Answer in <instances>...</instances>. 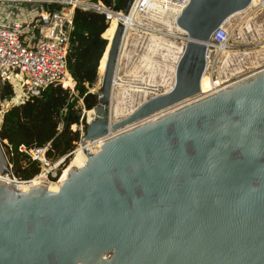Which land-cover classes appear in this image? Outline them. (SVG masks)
<instances>
[{"label": "water", "instance_id": "water-1", "mask_svg": "<svg viewBox=\"0 0 264 264\" xmlns=\"http://www.w3.org/2000/svg\"><path fill=\"white\" fill-rule=\"evenodd\" d=\"M252 1L190 0L177 19L188 41L172 90L126 121L170 111L107 138L121 19L105 38L98 118L80 144L104 142L98 153L84 150L86 166L69 171L58 192L21 191L0 141V176L11 181L0 180V264H264V69L193 100L212 35ZM134 2L105 14L127 18Z\"/></svg>", "mask_w": 264, "mask_h": 264}, {"label": "trees", "instance_id": "trees-1", "mask_svg": "<svg viewBox=\"0 0 264 264\" xmlns=\"http://www.w3.org/2000/svg\"><path fill=\"white\" fill-rule=\"evenodd\" d=\"M81 1L100 2L110 11L120 13L127 8L130 0ZM45 7L50 12H59L64 6L49 4ZM110 23L103 13L76 8L67 54L68 71L75 83L76 95L62 86L50 85L41 96L13 106L5 113L0 141L13 165L15 178L29 181L41 172L37 163L19 153L20 146L43 148L50 145L47 157L56 161L73 152L80 142L81 132L73 131L72 126H80L84 122L80 101L88 111L99 105V95L91 93L90 89L97 84L100 62L107 48L105 34ZM13 97V88L6 83L2 86L1 100L9 102Z\"/></svg>", "mask_w": 264, "mask_h": 264}, {"label": "bare ground", "instance_id": "bare-ground-1", "mask_svg": "<svg viewBox=\"0 0 264 264\" xmlns=\"http://www.w3.org/2000/svg\"><path fill=\"white\" fill-rule=\"evenodd\" d=\"M255 0L252 1L250 6H248L246 9H243L241 11H238L234 14H232L230 17L227 18V20L222 24L220 29L215 32L211 38V41L207 45V54H206V68L205 72L203 74L202 80H201V91L204 86V81L206 78V70H208V63H210V57L214 53V48H219L220 50L216 53L217 57L220 54V51L223 52V58L222 62L219 60L218 67L220 68V72L217 75V78L223 82V84H228L232 82V79L234 76L239 75L244 72V69L248 67V65L252 63H256L253 61L252 58H249L250 53L244 52L242 54L234 53L235 47L230 46L227 44L224 47H218L216 46L215 42L219 40V38L223 35H229L226 28H229L230 26H233L232 21L250 10H252L255 6L254 3ZM78 1L72 0L73 6H75ZM260 9L264 10V2L260 5ZM149 14V20L155 21L158 24H161L163 26V29L157 30V31H149L146 30L148 35L140 36V39H137V43L135 44L137 48H139V51L142 52L140 57H137L136 59L130 55V53L125 48V43L129 40L131 37V31L135 29H141V25L136 22V11L133 10L131 14L126 18L121 14L117 15H111L110 23L111 26L106 32L105 36L106 38L111 42L114 38L116 28L121 22V19H123L126 22L127 26V33L125 35L123 46L121 50V55L118 62L117 72L121 70L125 75L123 76L122 80L124 78H129L130 82H127L128 84H124L126 81H118L117 76L114 79V87L113 90L116 91L118 89V99L113 102L112 105V119L115 121L112 123L111 117L107 120V130H108V137H113L122 133H125L127 131H130L146 122H149L153 120L154 118L162 116L164 113L169 112L170 110L161 111L151 117H147L143 120H140L135 123H127V118L133 114L141 105H143L145 102H147L148 98V86L149 87H155V86H162L166 88V93L170 92L174 86L175 83V72H176V66L179 62L180 57L185 51L186 45H178L175 43L172 39H170L174 33L179 34L184 37L186 40V43L188 41V36L186 32H184L178 25H177V19L179 16L178 10L176 8H167L160 4H157L148 12ZM242 17V16H240ZM160 26V25H159ZM231 28V27H230ZM148 29V28H146ZM163 30L166 33L163 32ZM231 32V31H230ZM239 33L237 36L233 33V30L229 37H233L234 41H240L241 39H244L246 41L250 42H260L262 40V33H264V27L260 23H256L253 21L247 22L244 27H241L238 31ZM140 33V32H139ZM234 35V36H233ZM149 41V43H146V41ZM264 43V42H263ZM262 43V44H263ZM127 44V43H126ZM252 44V43H251ZM233 51V52H232ZM105 61L102 63L100 75H99V83L101 84L103 81V75L105 71ZM164 69H167L164 71ZM169 73V74H167ZM69 79V78H68ZM246 79V78H245ZM70 81H67L65 83V86H69ZM122 82V83H121ZM145 83V87L141 88L138 87L140 84ZM147 83V84H146ZM226 85L225 87H228L232 84ZM130 86V87H129ZM129 87V88H127ZM220 88H217L218 90ZM221 90V89H220ZM218 90V91H220ZM214 91V89H212ZM211 91V92H212ZM216 91V92H218ZM213 92V93H216ZM210 93V94H213ZM209 94V95H210ZM201 96H197L194 99H198ZM18 99V98H15ZM130 100V101H129ZM129 101V102H127ZM14 103V102H13ZM187 102H183L179 106L185 105ZM175 107V108H177ZM89 121L92 122L94 118H98V115L96 114L95 110L89 111ZM102 142H104V138H100L96 141L89 142L85 147L82 145L79 146V148L74 152V162L69 167L67 172L64 174V176L61 178V180L56 184H49L48 182L43 183V181L36 179L32 187L38 186L40 184H45L47 186V189L50 192H58L60 189L61 184L68 178L66 174L71 171L72 169H81L84 166H86L88 162V157L85 154L84 150L88 153L95 154L98 153L101 149ZM0 180L5 182H11L9 177H1ZM20 190L27 192L31 187L27 186L25 184L19 185Z\"/></svg>", "mask_w": 264, "mask_h": 264}, {"label": "built area", "instance_id": "built-area-1", "mask_svg": "<svg viewBox=\"0 0 264 264\" xmlns=\"http://www.w3.org/2000/svg\"><path fill=\"white\" fill-rule=\"evenodd\" d=\"M76 1H78V4L75 5L76 8L95 10L103 14L110 11L100 2L92 4L90 1ZM5 2L10 4H59L64 6L59 12H50L42 9L41 14L35 20V27L31 28L33 31L37 30L38 33L34 32L30 40H27L23 35L24 28L21 23H0V77L4 82L8 84L12 83L11 86L13 85L14 87L18 80L21 81V93L16 94L17 92L15 90V95L13 97L18 98L16 99L18 101L17 105H20L30 98L41 96L42 92L50 85L62 86L70 90L72 95H76L75 83L73 84L74 81L69 74L67 64L69 35L72 30L71 14L73 11L69 10L67 12L65 5H73L72 0H5ZM189 3L190 0H135L132 11L135 10L138 13H148L154 6L160 4L167 8H176L180 16ZM230 40L231 37H229V35L223 34L219 40L215 42V45L224 47L229 44ZM221 55L223 56L222 51H220L218 56ZM216 66L217 65H215L213 69L214 75L212 73L214 79L213 87L223 89L225 88V84L216 85L217 75L220 72V68L217 67L219 68L217 70ZM263 69L264 68L255 71L252 70L248 75H245V72L241 73L232 80H243ZM68 78L71 79V83L69 86H65V83L70 81ZM218 90L214 88V91L210 93ZM210 93L207 94L201 91L199 96H207ZM4 108L5 104L1 110L2 115H5L11 107L8 110H4ZM83 136L84 133H81V140ZM50 147V145H47L43 148H28L22 145L18 148L19 153L27 155L32 162L37 163L41 168V172L32 180L21 181L14 177L18 185L25 184L32 187L36 179L43 181V183L55 182L60 179L61 176H59L57 171L72 153L54 162L47 157ZM9 168L13 175V165L10 164Z\"/></svg>", "mask_w": 264, "mask_h": 264}, {"label": "rangeland", "instance_id": "rangeland-1", "mask_svg": "<svg viewBox=\"0 0 264 264\" xmlns=\"http://www.w3.org/2000/svg\"><path fill=\"white\" fill-rule=\"evenodd\" d=\"M262 2H264V0H255L254 3H255V6L252 10H250L249 12L245 13V14H242L238 17H236L233 21H232V24L233 26H230L229 28H226L227 30L229 29L228 31V34L230 36L232 30H233V33L235 34V36H237V34L239 33V29L241 27H244V25L249 22V21H253V22H256V23H260L263 25L264 27V10L263 9H260V5L262 4ZM93 4V3H92ZM96 4V3H95ZM75 6L73 5H65V9L66 11L68 12L69 10H72L74 11L75 10ZM136 22L139 23L141 25V29H135L132 33L131 31V37L129 38V40L125 43V48L127 49V51L130 53V55L132 57H134L135 59L137 57H140V55L142 54L141 51H139V48L136 47V43H137V39H140V36H144V35H148V34H144V33H147V31H149L151 29V31H159L161 29H163V26L161 24H158L157 22L155 21H150L149 20V14L148 13H138L136 12ZM160 25V26H159ZM148 28V29H146ZM162 31V30H161ZM231 31V32H230ZM140 32V33H139ZM164 33L167 34V32H165L163 30ZM172 37L170 39H172L175 43H177L178 45H186V40L184 39L183 36L179 35V34H173L171 35ZM234 36V35H233ZM264 33H262V40L260 42H250V41H246L244 39H241L240 41H237L235 42L234 41V38L232 37L230 42H229V45L230 46H234L235 47V52L234 53H238V54H242L244 52H248L250 53L249 55V58H252L253 61H255L256 63H252L250 65H248V67L246 69H244V72H245V75H248L250 74V72H252V70H258V69H261V68H264ZM146 43H149V41L147 40ZM252 43V44H251ZM263 43V44H262ZM220 49L219 48H214L213 49V54L211 55L210 57V63H208V70H206V78H205V81H204V86L202 88V91L205 92V93H210L212 91V89H217L218 87H213V84H214V79L212 77V73L214 75V72H213V69L216 66V68L218 67L219 65V60L220 62H222V59L224 60V58L221 56H218L216 55V53L219 51ZM233 52V51H232ZM222 57V59H220ZM219 68H217L218 70ZM167 69H164V71H166ZM243 72V73H244ZM169 74V73H167ZM125 74L123 72H121V70H119L117 73H116V76H117V79L118 81H121L123 76ZM115 76V77H116ZM237 76V75H236ZM235 77V76H234ZM233 77V78H234ZM122 81H126L124 84H128L127 82H130L129 78H124ZM238 80H232V82L228 83V84H225L226 85H229L231 83H234ZM216 82L217 84L216 85H224L223 82L221 80H219L218 78L216 79ZM7 82H4L1 77H0V99H1V92H2V86H4ZM70 84V82H68ZM122 83V82H121ZM10 85L12 83H9ZM74 84V82H73ZM147 84V83H146ZM21 81H17V84L15 85V87L12 85V88H13V92H14V95H15V90H16V94H19L21 93ZM101 85L102 83L100 84L99 81H97V84L90 89V92L93 93V94H97V95H100V88H101ZM130 87V86H129ZM127 87V88H129ZM138 87H145V83H142V85L140 84ZM148 98H147V101L154 98V97H157V96H160V95H163L166 93V88L165 87H162V86H155V87H149L148 86ZM118 89L116 91L113 90V99H112V105H113V102H115L117 99H118ZM72 93V92H71ZM17 100L15 98H13L11 101H9L8 103H4L5 104V108L4 110H8L10 107L13 106V102ZM130 101V100H129ZM127 101V102H129ZM80 107L83 109L82 110V117L84 118V122L83 124H81L80 126L78 125H74L72 126V130L73 131H78V130H81V133H84L85 134V127H87V124L90 123L89 121V111L84 109L83 107V103L82 101H80ZM111 109H112V106H111ZM94 110V109H93ZM91 111V110H90ZM111 121L112 123L115 122L113 119H112V116H111ZM80 146V142L76 144V148L74 149L71 156H69L68 159H66V161L64 162L63 165H61L60 169L57 171L60 179L58 181H55V182H48L49 184H56L58 183L61 178L64 176V174L67 172V170L69 169V167L73 164L74 162V159H75V156H74V152L79 148ZM6 151V149H5ZM7 153V151H6ZM57 161V160H56ZM54 161V162H56Z\"/></svg>", "mask_w": 264, "mask_h": 264}, {"label": "crops", "instance_id": "crops-1", "mask_svg": "<svg viewBox=\"0 0 264 264\" xmlns=\"http://www.w3.org/2000/svg\"><path fill=\"white\" fill-rule=\"evenodd\" d=\"M43 10H47L45 5L41 4H10L5 0H0V23L14 24L21 23L23 26V35L27 40L33 36V33H38L37 30L33 31L31 28L35 27V20L39 17ZM74 11L71 14L73 18ZM18 102V101H17ZM13 103V106L18 103ZM12 106V107H13Z\"/></svg>", "mask_w": 264, "mask_h": 264}]
</instances>
